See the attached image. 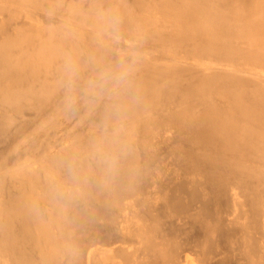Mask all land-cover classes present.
I'll return each mask as SVG.
<instances>
[{
    "label": "bare ground",
    "instance_id": "1",
    "mask_svg": "<svg viewBox=\"0 0 264 264\" xmlns=\"http://www.w3.org/2000/svg\"><path fill=\"white\" fill-rule=\"evenodd\" d=\"M0 264H264V0H0Z\"/></svg>",
    "mask_w": 264,
    "mask_h": 264
}]
</instances>
